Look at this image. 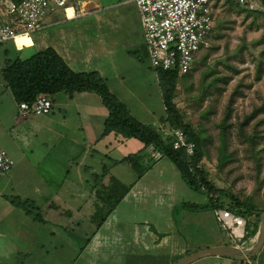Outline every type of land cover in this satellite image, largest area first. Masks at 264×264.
<instances>
[{
    "label": "crops",
    "instance_id": "crops-1",
    "mask_svg": "<svg viewBox=\"0 0 264 264\" xmlns=\"http://www.w3.org/2000/svg\"><path fill=\"white\" fill-rule=\"evenodd\" d=\"M74 8L79 15L59 8L27 40L6 41L14 46L7 59L52 47L74 72H97L135 119L165 123L134 1L76 0ZM51 101L47 114L21 118L14 100L0 117V147L14 160L0 188V264H174L232 245L216 210L184 206L208 197L195 196L169 158L137 139L103 135L108 110L97 94L60 91ZM138 152L149 165L140 176L123 160ZM22 162L30 178L14 179ZM189 264L245 261L208 256Z\"/></svg>",
    "mask_w": 264,
    "mask_h": 264
},
{
    "label": "rangeland",
    "instance_id": "rangeland-1",
    "mask_svg": "<svg viewBox=\"0 0 264 264\" xmlns=\"http://www.w3.org/2000/svg\"><path fill=\"white\" fill-rule=\"evenodd\" d=\"M212 1L211 46L201 54L194 70L179 75L174 102L185 121L205 138L201 164L213 184L242 199H251L258 210H264V6L262 0H255L253 7L246 8L232 0ZM13 48L12 43L0 44V117L4 111L7 116V105L12 110L16 107L2 77ZM144 62L149 67L148 56ZM153 79L156 84L155 75ZM231 98L232 112L222 138L219 123ZM152 103L155 107L156 98ZM26 167L31 169L25 162L15 165L13 178H30ZM6 173L0 177V188H6L4 180L9 172ZM193 193L199 198L205 195L202 191ZM257 234L249 232L247 241H232V245L249 244L248 248H252L255 242L249 239ZM257 264H264V258Z\"/></svg>",
    "mask_w": 264,
    "mask_h": 264
},
{
    "label": "trees",
    "instance_id": "trees-1",
    "mask_svg": "<svg viewBox=\"0 0 264 264\" xmlns=\"http://www.w3.org/2000/svg\"><path fill=\"white\" fill-rule=\"evenodd\" d=\"M262 4L264 6V0H262ZM154 71L157 74L165 107L166 116L163 120L170 128L183 130L187 140L194 142L195 153L192 156H188L183 149H174L172 137H163L157 128L144 124L130 115L124 103L111 93L106 82L97 72H74L52 47L38 51L26 59H7V63L2 69V77L17 104L20 102L31 103L39 93H46L50 98L60 91L69 95L76 92L97 94L108 110L103 135L115 132L124 138L137 139L144 148L151 146L155 151L169 158L178 169L184 182L192 190L202 191L208 197V201L204 204L186 203L184 206L195 210L222 209L243 217L246 224L242 241H247L249 232L254 234L259 232L260 214L264 210H258L251 199H242L230 191L215 186L209 179L207 171L201 164L205 156V138L201 132L195 130L185 121L182 112L174 102L179 75L173 70L154 69ZM232 102L233 98L227 104L225 115L219 123L222 138L229 125L227 120L231 116ZM245 122L240 125L241 129ZM222 150L224 151V148ZM140 153L128 155L123 159L130 164L138 176L142 175L149 167V165L143 164ZM251 218L254 220L252 221ZM263 258L264 253L260 252L253 256L251 261L259 263Z\"/></svg>",
    "mask_w": 264,
    "mask_h": 264
},
{
    "label": "built area",
    "instance_id": "built-area-1",
    "mask_svg": "<svg viewBox=\"0 0 264 264\" xmlns=\"http://www.w3.org/2000/svg\"><path fill=\"white\" fill-rule=\"evenodd\" d=\"M138 10L143 41L149 63L154 69L173 70L178 75L195 69L201 54L210 48L214 12L212 0H133ZM255 0H232L239 7H253ZM76 0H0V44L16 41L18 36L29 37L43 21L59 8L64 15H79ZM52 101L46 93H39L31 102L18 103L19 116L47 114ZM157 129L163 137H172V147L183 149L188 156L195 153V144L188 141L180 128L160 123ZM159 154L157 153V156ZM14 160L0 147V175L7 172ZM222 228L234 242L244 238L245 219L227 210H216ZM245 264H256L250 259Z\"/></svg>",
    "mask_w": 264,
    "mask_h": 264
},
{
    "label": "water",
    "instance_id": "water-1",
    "mask_svg": "<svg viewBox=\"0 0 264 264\" xmlns=\"http://www.w3.org/2000/svg\"><path fill=\"white\" fill-rule=\"evenodd\" d=\"M264 243V211L260 214L259 232L252 248H243L234 245H219L203 248L179 258L174 264H189L208 256H225L231 259H251Z\"/></svg>",
    "mask_w": 264,
    "mask_h": 264
},
{
    "label": "bare ground",
    "instance_id": "bare-ground-1",
    "mask_svg": "<svg viewBox=\"0 0 264 264\" xmlns=\"http://www.w3.org/2000/svg\"><path fill=\"white\" fill-rule=\"evenodd\" d=\"M25 38H26V40H27V37H25ZM24 42H25V41H24ZM24 42H23V43H24Z\"/></svg>",
    "mask_w": 264,
    "mask_h": 264
}]
</instances>
